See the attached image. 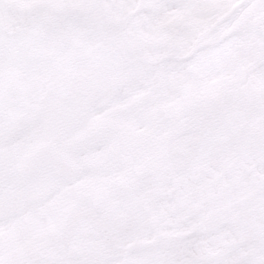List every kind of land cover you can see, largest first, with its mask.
<instances>
[{"label": "snow or ice", "instance_id": "6c2138e0", "mask_svg": "<svg viewBox=\"0 0 264 264\" xmlns=\"http://www.w3.org/2000/svg\"><path fill=\"white\" fill-rule=\"evenodd\" d=\"M0 264H264V0H0Z\"/></svg>", "mask_w": 264, "mask_h": 264}]
</instances>
